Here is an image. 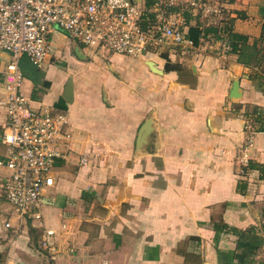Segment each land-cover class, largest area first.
<instances>
[{
  "label": "crops",
  "instance_id": "0c3cea01",
  "mask_svg": "<svg viewBox=\"0 0 264 264\" xmlns=\"http://www.w3.org/2000/svg\"><path fill=\"white\" fill-rule=\"evenodd\" d=\"M222 7L215 25L188 14L187 30L208 32L186 53L132 57L51 32L39 81L25 75L20 90L33 110L65 115L67 155L43 191V226L5 200L0 166V264H264V178L248 166L264 164V115L252 112L264 108V0ZM10 59L0 51V98ZM7 125L0 104V159Z\"/></svg>",
  "mask_w": 264,
  "mask_h": 264
},
{
  "label": "built area",
  "instance_id": "2783aa9c",
  "mask_svg": "<svg viewBox=\"0 0 264 264\" xmlns=\"http://www.w3.org/2000/svg\"><path fill=\"white\" fill-rule=\"evenodd\" d=\"M222 9V0H0V51L11 55L0 98L8 120L1 136L7 154L0 166L9 170L3 192L14 212L43 226V191L54 185L52 168L57 158L66 157L70 137L64 114L29 107L20 90L22 56L39 65L52 52L55 28L85 47L132 57L166 45L192 52L200 46L188 34V14L215 25ZM246 129L247 148L250 123ZM54 237L53 229L43 227L39 246L52 259Z\"/></svg>",
  "mask_w": 264,
  "mask_h": 264
},
{
  "label": "trees",
  "instance_id": "16d2710c",
  "mask_svg": "<svg viewBox=\"0 0 264 264\" xmlns=\"http://www.w3.org/2000/svg\"><path fill=\"white\" fill-rule=\"evenodd\" d=\"M263 29H264V24H263ZM207 32H208V30H206V29L196 28L194 26L190 27L189 30H188L189 36H191L194 40L199 35H203L204 36ZM251 78L252 79H257V78H259V76H255L254 74H252L251 75ZM259 81H261L262 84L264 82L263 80H260V78H259ZM252 112H254L255 114H257L256 119L258 118V120H259L260 119L259 117H261L262 115H264V108L259 107V106H254L252 108ZM248 166L250 168H256V169H258L260 171V177L261 178H264V164H260V163H256V162H249ZM243 187H244L243 184H239L238 185V188H243ZM221 227L226 228L227 225L226 224H221V225L220 224H216V228H221ZM229 229L234 230L235 232H237L236 231V228L230 227ZM243 264H252V260L249 258V256L244 259V263Z\"/></svg>",
  "mask_w": 264,
  "mask_h": 264
},
{
  "label": "water",
  "instance_id": "95a60500",
  "mask_svg": "<svg viewBox=\"0 0 264 264\" xmlns=\"http://www.w3.org/2000/svg\"><path fill=\"white\" fill-rule=\"evenodd\" d=\"M19 67L24 72V74L32 81L38 82L40 78V68L37 64L31 61L27 57H21L19 59ZM72 83L71 79L68 80L66 90H71Z\"/></svg>",
  "mask_w": 264,
  "mask_h": 264
},
{
  "label": "rangeland",
  "instance_id": "374dc122",
  "mask_svg": "<svg viewBox=\"0 0 264 264\" xmlns=\"http://www.w3.org/2000/svg\"><path fill=\"white\" fill-rule=\"evenodd\" d=\"M84 46V45H83ZM85 47V46H84ZM95 49V48H94ZM96 50H99V49H96ZM44 208L42 207V210H43Z\"/></svg>",
  "mask_w": 264,
  "mask_h": 264
}]
</instances>
